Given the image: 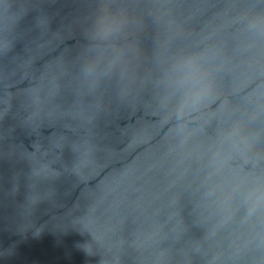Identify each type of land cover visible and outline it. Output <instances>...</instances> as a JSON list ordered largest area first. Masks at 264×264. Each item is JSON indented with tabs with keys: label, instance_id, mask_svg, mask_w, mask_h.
<instances>
[{
	"label": "water",
	"instance_id": "obj_1",
	"mask_svg": "<svg viewBox=\"0 0 264 264\" xmlns=\"http://www.w3.org/2000/svg\"><path fill=\"white\" fill-rule=\"evenodd\" d=\"M196 68L3 231L0 264H264V30Z\"/></svg>",
	"mask_w": 264,
	"mask_h": 264
},
{
	"label": "clouds",
	"instance_id": "obj_2",
	"mask_svg": "<svg viewBox=\"0 0 264 264\" xmlns=\"http://www.w3.org/2000/svg\"><path fill=\"white\" fill-rule=\"evenodd\" d=\"M254 27H256L259 30H264V19H257L254 21ZM104 28L106 30H110V25H104ZM193 61H188V65L190 66V70L188 75L193 77H201V74L199 73V70L197 68L191 67L193 65ZM206 91V86H200L195 88L193 91H191L185 98L182 108L187 107L189 105L196 106L200 103V101L203 99ZM254 198V208L261 203H264V189L258 190L257 192L253 193Z\"/></svg>",
	"mask_w": 264,
	"mask_h": 264
}]
</instances>
